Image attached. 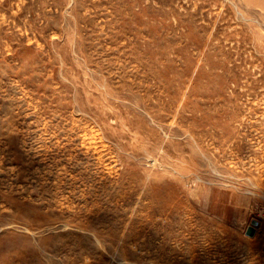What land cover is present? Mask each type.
Listing matches in <instances>:
<instances>
[{"label": "rangeland", "instance_id": "obj_1", "mask_svg": "<svg viewBox=\"0 0 264 264\" xmlns=\"http://www.w3.org/2000/svg\"><path fill=\"white\" fill-rule=\"evenodd\" d=\"M0 264H264V0H0Z\"/></svg>", "mask_w": 264, "mask_h": 264}, {"label": "water", "instance_id": "obj_2", "mask_svg": "<svg viewBox=\"0 0 264 264\" xmlns=\"http://www.w3.org/2000/svg\"><path fill=\"white\" fill-rule=\"evenodd\" d=\"M256 233V228L254 226H250L247 230V235L253 237Z\"/></svg>", "mask_w": 264, "mask_h": 264}]
</instances>
